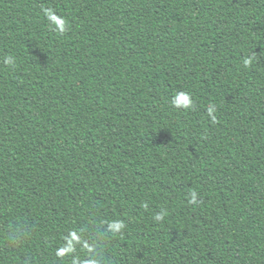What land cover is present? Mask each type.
<instances>
[{
	"label": "trees",
	"instance_id": "obj_1",
	"mask_svg": "<svg viewBox=\"0 0 264 264\" xmlns=\"http://www.w3.org/2000/svg\"><path fill=\"white\" fill-rule=\"evenodd\" d=\"M93 260L264 264V0H0V264Z\"/></svg>",
	"mask_w": 264,
	"mask_h": 264
},
{
	"label": "clouds",
	"instance_id": "obj_2",
	"mask_svg": "<svg viewBox=\"0 0 264 264\" xmlns=\"http://www.w3.org/2000/svg\"><path fill=\"white\" fill-rule=\"evenodd\" d=\"M49 15V18L56 24L57 26V29L59 31H64V24L65 22L56 17L55 15L51 14L50 12L46 13ZM5 63H8V64H11L12 63V58L11 57H7L5 59ZM250 63V60L246 59L244 60V64L245 65H248ZM172 104L174 107H177V108H184V109H189L193 106V102L190 98V96L187 94V93H184V92H180V93H177L176 96L173 98L172 100ZM214 111V108L210 107L208 109V114L210 116H212V113ZM213 119H215V117H213ZM197 194L195 192L192 193V196H191V203H196L197 202ZM156 219L157 220H160V219H163V214H158L156 216ZM121 228H123V224L120 223V222H113V223H110V230L113 231V232H116L117 230H120ZM71 244V242H70ZM59 253V250L57 252V254ZM90 264H96V262L93 260L90 262Z\"/></svg>",
	"mask_w": 264,
	"mask_h": 264
}]
</instances>
